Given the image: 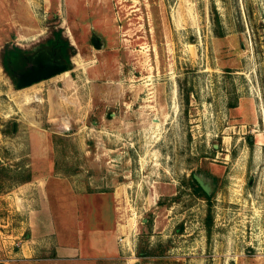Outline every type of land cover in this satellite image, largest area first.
<instances>
[{"label":"rangeland","instance_id":"374dc122","mask_svg":"<svg viewBox=\"0 0 264 264\" xmlns=\"http://www.w3.org/2000/svg\"><path fill=\"white\" fill-rule=\"evenodd\" d=\"M0 264H264V0H0Z\"/></svg>","mask_w":264,"mask_h":264},{"label":"water","instance_id":"95a60500","mask_svg":"<svg viewBox=\"0 0 264 264\" xmlns=\"http://www.w3.org/2000/svg\"><path fill=\"white\" fill-rule=\"evenodd\" d=\"M93 43L95 48H101L97 37L93 38ZM70 67L71 64L57 59L56 56H53L47 50H41L33 56L31 64L27 68L18 71L16 74L15 87L17 90L29 88L37 83L69 72L71 70ZM195 180L207 194H210L209 187L205 184L203 179L195 176Z\"/></svg>","mask_w":264,"mask_h":264},{"label":"trees","instance_id":"16d2710c","mask_svg":"<svg viewBox=\"0 0 264 264\" xmlns=\"http://www.w3.org/2000/svg\"><path fill=\"white\" fill-rule=\"evenodd\" d=\"M55 40H51V51L50 53L53 56H56L57 59L63 60L65 63L71 64V57L75 55V49L70 45L69 41L64 39L61 32L54 33ZM33 56L29 55L28 52H23L19 48L14 49H5L2 56V64L5 72L11 77H15L17 72L26 68L27 64ZM32 177L28 175L22 180V183L31 182ZM194 186H192L195 193L202 195L208 202L211 200L210 194H207L193 179ZM195 187V188H194ZM209 230L211 225L208 226Z\"/></svg>","mask_w":264,"mask_h":264},{"label":"crops","instance_id":"0c3cea01","mask_svg":"<svg viewBox=\"0 0 264 264\" xmlns=\"http://www.w3.org/2000/svg\"><path fill=\"white\" fill-rule=\"evenodd\" d=\"M44 182V181H43ZM38 184H39V182H38ZM40 188H38V190H39ZM41 213H44V212H41ZM74 251V249H72V250H69L68 252H66V253H64V254H67V256H69V255H72V254H69V253H72ZM64 254H61V255H64ZM72 257V256H71Z\"/></svg>","mask_w":264,"mask_h":264},{"label":"flooded vegetation","instance_id":"af4514ba","mask_svg":"<svg viewBox=\"0 0 264 264\" xmlns=\"http://www.w3.org/2000/svg\"><path fill=\"white\" fill-rule=\"evenodd\" d=\"M94 37H96V36H93V38H94ZM93 38H92V43H93ZM99 42H100V41H99ZM93 44H94V43H93ZM94 46H95V45H94ZM37 53H38V52H37ZM37 53H36V54H37ZM36 54H35V55H36ZM35 55H34V56H35Z\"/></svg>","mask_w":264,"mask_h":264}]
</instances>
